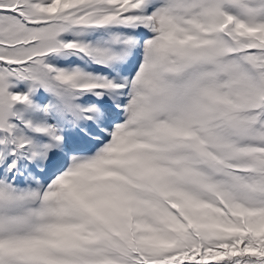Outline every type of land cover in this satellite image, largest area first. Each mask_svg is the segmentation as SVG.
<instances>
[{"label":"snow or ice","instance_id":"snow-or-ice-1","mask_svg":"<svg viewBox=\"0 0 264 264\" xmlns=\"http://www.w3.org/2000/svg\"><path fill=\"white\" fill-rule=\"evenodd\" d=\"M0 264H264V0H0Z\"/></svg>","mask_w":264,"mask_h":264}]
</instances>
